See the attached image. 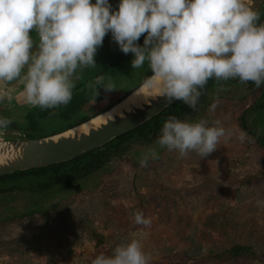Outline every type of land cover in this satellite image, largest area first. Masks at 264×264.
I'll list each match as a JSON object with an SVG mask.
<instances>
[{
    "label": "rangeland",
    "instance_id": "1",
    "mask_svg": "<svg viewBox=\"0 0 264 264\" xmlns=\"http://www.w3.org/2000/svg\"><path fill=\"white\" fill-rule=\"evenodd\" d=\"M109 2L113 9L118 5V0ZM31 35L35 41V30ZM104 39L106 42L98 48V54L106 55L107 47L121 52L110 32ZM86 68L76 69L74 85H78L81 75L88 76ZM130 69L132 75L120 74L107 100L99 104L113 102L152 73L147 61L140 68ZM15 84L3 82L2 86L15 90L20 83ZM224 88L223 92L216 88L208 94V104L218 100L215 110H208L209 123L219 119L226 128L244 132L246 128L254 133L253 142L246 139L241 143L235 136L221 138L217 148L203 158L194 151L181 157L176 151L169 152L157 145L154 148L159 158L149 160L146 167H141L139 157L132 153L152 146H134L131 154L112 157L108 168L85 181L80 190L66 189L55 199L43 202L42 208L57 204L45 216L36 213L32 219L25 216L10 220L14 216L9 213L11 207L19 213L26 205L23 200L2 202L0 264H91L90 258L95 253L91 230L104 238L98 248H104L108 254L116 244L133 238L135 233L149 256V264H223L206 262V255L234 244L251 246L256 257L225 264H264V207L255 203L256 199H264V145L257 139L264 134V108L258 110L259 105H264V86L230 84ZM19 92L16 90L11 101H0V116L7 114L25 128L27 110L19 105L27 104L17 95ZM58 111L51 114L53 118H49L48 125L41 122L45 127L32 134L62 131ZM228 114L230 119L225 120ZM189 119L181 120L191 122ZM24 136L15 129H0V139H24ZM248 178L252 179L243 181ZM16 205L22 206L21 209ZM136 210L151 219L149 226L132 222ZM67 248L71 250L69 254Z\"/></svg>",
    "mask_w": 264,
    "mask_h": 264
},
{
    "label": "clouds",
    "instance_id": "2",
    "mask_svg": "<svg viewBox=\"0 0 264 264\" xmlns=\"http://www.w3.org/2000/svg\"><path fill=\"white\" fill-rule=\"evenodd\" d=\"M109 32L121 52L132 54L133 69L148 62L152 76L146 77L147 86L158 82L163 96L192 109L210 78L251 81L257 88L264 83V21L252 0H118L115 9L109 0H0V101L13 99L14 89L3 82L18 80L23 85L18 95L29 106L67 104L76 69L96 64L97 49ZM142 34L141 45L137 41ZM96 85L114 89L103 77ZM217 91H225L224 86ZM10 123L0 117V129ZM232 136L241 143L255 139L243 130L226 128L219 119L210 124L204 117L190 122L169 116L155 144L181 157L194 151L203 158L221 138ZM158 158L156 148L149 147L139 164L146 167ZM255 203L264 207V199ZM132 222L149 226L151 219L136 210ZM91 264H149V256L134 233L111 254H97Z\"/></svg>",
    "mask_w": 264,
    "mask_h": 264
},
{
    "label": "trees",
    "instance_id": "3",
    "mask_svg": "<svg viewBox=\"0 0 264 264\" xmlns=\"http://www.w3.org/2000/svg\"><path fill=\"white\" fill-rule=\"evenodd\" d=\"M259 13L260 21H264V6L259 10ZM143 38L144 34L141 35L137 43L142 45ZM103 42H106L104 38ZM132 58L133 56L131 53H117L108 49V47L106 55L96 53L94 57L96 64L92 67H87V77L81 75V77L79 78L80 80L78 82V85H74V87L72 88V98L67 104L58 105L54 108H40L39 106H35L29 110L23 107V109L27 110V118L25 119V123L27 124L25 128L20 127L17 124L18 122H15L14 120H12L11 116L5 114V116L3 115V117H6L11 120V123L6 128L15 129V131H17L18 133L25 134L24 139L45 137L59 133L61 131H54L47 135L39 136H37V134L34 135L32 133H35L36 130L40 132L41 129L45 127L40 125L41 122L43 125H48L49 123L47 122L50 121L49 118H53L51 114L56 111V109H59L57 117L59 121L58 124L60 122L63 124L62 131L72 128L75 125L80 124L90 119L91 117H94L97 114L107 110L113 104L127 96L133 89L131 91L129 90L127 93L123 94L120 97L117 96V98L113 102H109L108 104L102 106V104L99 103L107 100V94L109 93V91H105L103 88H101L100 90V88L96 85V82L89 83L87 82V80L103 77L104 82H111L113 84L115 83V81H117L115 79L120 74L127 72V74L132 75V70L128 66ZM143 80H141L136 85V87L140 85ZM88 83L90 85H88ZM221 84L224 87L230 84H236L238 86L249 85L250 87H254V83L251 81L241 83L238 79H229L227 81L217 82L214 79L210 78L204 88L201 90L202 94L199 97L195 109L188 107L186 104L183 103V101L177 100L163 112L151 118L141 126L130 130L124 134H121L113 140L104 144L102 147L92 150L90 152H86L77 158L44 168H38L0 176V203H9L16 200H23L24 204L26 205L23 206L22 210L19 213L14 212L12 209L14 207H11L9 213L14 214V216L11 217L10 220L25 216H28L30 219H32V217L36 213L44 216L49 214V212L51 211V207L54 208L57 206V204H53L50 208H42L41 204L43 202L55 199V197H58V194L66 191V189L67 192H70L72 190H80L79 188L83 186L85 181H90V179H92L98 171H104L108 168L107 163L109 160H111L112 157H121L122 155L131 154V149L134 146H157L155 144V141L160 134V129L164 121L167 120L169 116H176L179 119H182L183 117H188L190 118L189 120L192 121H196L201 117L207 119V114L209 110L208 108L210 105V103L208 104L207 101L208 94L209 92H212V89L218 88ZM262 85L264 86V83H262ZM95 87H98V95L96 97ZM94 99L95 103L98 104V106L100 105V107L95 106L91 103ZM263 108L264 105L258 106V110L260 112L261 110H263ZM244 130L248 134H251L250 136L255 137L254 133L248 131L246 128H244ZM257 139L259 140V142L263 143L262 145H264V134L260 138L258 136ZM142 152L144 151L138 150L134 151L132 154L140 157ZM252 178H248L247 180L243 181L247 182ZM16 206L19 209H21L22 207H19L18 205ZM46 220L47 218L44 219V221ZM90 232V238L95 240V253L90 258L91 262V260L97 254L105 252L104 248H98L99 246L103 245L104 238L101 235L96 234L92 230ZM70 252L71 250L67 248L66 253L69 254ZM206 257V262L208 261L225 264L226 262L232 261H245L249 258L254 259L256 257V254L253 252L251 246L234 244L231 247L219 252L209 251Z\"/></svg>",
    "mask_w": 264,
    "mask_h": 264
},
{
    "label": "water",
    "instance_id": "4",
    "mask_svg": "<svg viewBox=\"0 0 264 264\" xmlns=\"http://www.w3.org/2000/svg\"><path fill=\"white\" fill-rule=\"evenodd\" d=\"M263 6L264 0H252V7L258 12ZM147 78L110 108L72 128L39 138L0 139V176L44 168L77 158L141 126L177 101L166 98L160 92L154 97H148L140 106H122L125 99L139 90ZM96 118L103 122L83 132L76 130Z\"/></svg>",
    "mask_w": 264,
    "mask_h": 264
},
{
    "label": "bare ground",
    "instance_id": "5",
    "mask_svg": "<svg viewBox=\"0 0 264 264\" xmlns=\"http://www.w3.org/2000/svg\"><path fill=\"white\" fill-rule=\"evenodd\" d=\"M160 92H161V89L158 85V82L154 83L151 87L147 86L144 83L140 87L139 90H137L136 92H134L132 94L131 97L125 99L122 106H124L126 108H128V106H130L131 104L134 106H140L141 104L146 102L148 97H154ZM101 122H103V121H101L100 118L92 119V120L86 122L85 124H83L82 126L78 127L76 130L78 132H83L92 126H94V127L97 126Z\"/></svg>",
    "mask_w": 264,
    "mask_h": 264
},
{
    "label": "crops",
    "instance_id": "6",
    "mask_svg": "<svg viewBox=\"0 0 264 264\" xmlns=\"http://www.w3.org/2000/svg\"><path fill=\"white\" fill-rule=\"evenodd\" d=\"M14 81V80H13ZM5 83H7L9 86H12V85H14L15 83L17 84L18 83V80H15L12 84L11 83H8V82H5ZM11 84V85H10ZM15 84V85H16ZM22 87H23V85L20 83V84H18V87H16L15 88V92H13V95H15L16 94V90L17 91H21V89H22ZM18 95V94H17Z\"/></svg>",
    "mask_w": 264,
    "mask_h": 264
},
{
    "label": "flooded vegetation",
    "instance_id": "7",
    "mask_svg": "<svg viewBox=\"0 0 264 264\" xmlns=\"http://www.w3.org/2000/svg\"><path fill=\"white\" fill-rule=\"evenodd\" d=\"M97 52H98V49H97ZM129 64H131V61L129 62ZM86 67H88V66H86ZM131 67V66H130ZM87 70H88V68H86ZM150 77V76H149ZM94 79H97V78H94ZM116 82V81H115ZM100 90H101V88H100ZM9 103H11V102H9ZM23 105H25V104H22V105H19V108H23L24 106ZM33 106H29V105H25V108H27L28 110L29 109H31ZM27 118V114H25L24 115V119H26Z\"/></svg>",
    "mask_w": 264,
    "mask_h": 264
}]
</instances>
